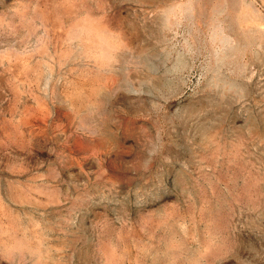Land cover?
I'll list each match as a JSON object with an SVG mask.
<instances>
[{
  "label": "rangeland",
  "instance_id": "374dc122",
  "mask_svg": "<svg viewBox=\"0 0 264 264\" xmlns=\"http://www.w3.org/2000/svg\"><path fill=\"white\" fill-rule=\"evenodd\" d=\"M0 264H264V0H0Z\"/></svg>",
  "mask_w": 264,
  "mask_h": 264
}]
</instances>
